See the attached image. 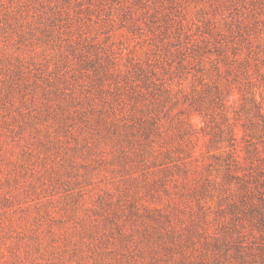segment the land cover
<instances>
[{
  "label": "trees",
  "instance_id": "obj_1",
  "mask_svg": "<svg viewBox=\"0 0 264 264\" xmlns=\"http://www.w3.org/2000/svg\"><path fill=\"white\" fill-rule=\"evenodd\" d=\"M107 1L0 0V264H264V0H112L115 68Z\"/></svg>",
  "mask_w": 264,
  "mask_h": 264
},
{
  "label": "rangeland",
  "instance_id": "obj_2",
  "mask_svg": "<svg viewBox=\"0 0 264 264\" xmlns=\"http://www.w3.org/2000/svg\"><path fill=\"white\" fill-rule=\"evenodd\" d=\"M116 3H130L134 5L133 10L137 15V21L140 22L142 26L144 34L143 37H145V35H150V32L147 30L148 27L144 23V19L141 16L143 14L141 13L143 11L142 6L137 4L134 0H117ZM116 3L112 0H108L103 4L102 19H105L106 22H109L110 26L100 30V33H98L99 39L97 43V50L100 52L102 63L114 68L127 66L131 57H141V59H143L144 46L146 45V43L141 42L138 35H135L128 29V20L119 15L120 11L118 12L116 8H113ZM199 3L200 2L198 0H181L179 2V7L181 12L187 8L190 18L192 17L194 19H199L201 14L197 11V7L194 8V6L198 5ZM181 12L178 13L180 14V18L182 14ZM257 13L258 14L255 16L257 19H255L254 22L259 25L260 29H255L252 32V39H254V41L256 40L255 37H257L258 33L264 32V11L257 10ZM108 17H110V19H107ZM95 19L96 18L93 16L92 20ZM244 22L249 23V18L247 15ZM262 41L264 42V38H262ZM254 90L258 100L261 99V96L264 97V88L260 90L259 88L255 87ZM260 94L262 95L260 96ZM234 96L237 97L236 93H234ZM193 122L198 127L202 125V122L197 116L193 118ZM200 143L201 146H203L202 141H200Z\"/></svg>",
  "mask_w": 264,
  "mask_h": 264
}]
</instances>
